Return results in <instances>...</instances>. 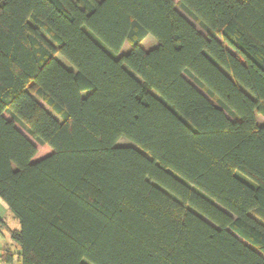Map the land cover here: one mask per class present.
Wrapping results in <instances>:
<instances>
[{
  "label": "trees",
  "instance_id": "obj_1",
  "mask_svg": "<svg viewBox=\"0 0 264 264\" xmlns=\"http://www.w3.org/2000/svg\"><path fill=\"white\" fill-rule=\"evenodd\" d=\"M257 113L264 0H0L19 264H264Z\"/></svg>",
  "mask_w": 264,
  "mask_h": 264
},
{
  "label": "rangeland",
  "instance_id": "obj_2",
  "mask_svg": "<svg viewBox=\"0 0 264 264\" xmlns=\"http://www.w3.org/2000/svg\"><path fill=\"white\" fill-rule=\"evenodd\" d=\"M183 13V12H182ZM184 14V13H183ZM185 15V14H184ZM187 18L197 27V29L199 31H201L202 33L203 30L200 28V26H198V24H196V22H194L191 18H189L187 16ZM152 44H154V38L151 36V35H148V37H146L144 40H143V48H151ZM128 45L125 43L124 46L122 47V49L120 50V53H124L128 50ZM56 57L58 58V60L68 66L69 68H71V65L68 64L65 59L60 55V54H57ZM204 94L205 91L202 89V88H199ZM207 95V94H206ZM208 96V95H207ZM211 99V98H210ZM212 100V99H211ZM42 105L45 106V104L42 102V101H39ZM46 107V106H45ZM256 120H257V123L258 124H264V117L260 114H256ZM17 127L26 135L28 136L36 145V148H37V154L35 156V159L37 158H41L45 155H47L48 153H50V149L49 147H47L46 145H41L39 143H37L35 140H33L30 135L26 132V130H24L20 125H17ZM117 145H132V143L127 140L126 138H120L118 141H117ZM10 212L11 214V211L9 210V208L7 207V205L4 203V201L0 198V221H3L7 227H14L12 225H14V222L18 225L19 227V222L18 220L13 216V220L11 219L10 215L7 216L6 215V212ZM7 229L6 227H3L0 225V243H3L4 241H8L10 240V238L7 236ZM87 263H89L88 261H86ZM19 263V260H17V258L15 257L14 260H13V264H18ZM90 264V263H89Z\"/></svg>",
  "mask_w": 264,
  "mask_h": 264
},
{
  "label": "crops",
  "instance_id": "obj_3",
  "mask_svg": "<svg viewBox=\"0 0 264 264\" xmlns=\"http://www.w3.org/2000/svg\"><path fill=\"white\" fill-rule=\"evenodd\" d=\"M146 37H148V36H146ZM145 37V38H146ZM144 38V39H145ZM143 39V40H144ZM143 40H142V46H143ZM125 44V43H124ZM156 45V41L154 40V44H152L151 46L153 47V46H155ZM124 46V45H123ZM122 46V47H123ZM150 48V47H149ZM149 48H146L145 47V49H149ZM122 49V48H121ZM66 66V65H65ZM68 67V66H67ZM201 91V90H200ZM202 92V91H201ZM28 137V136H27ZM29 138V137H28ZM30 139V138H29ZM8 207V206H7ZM10 210V209H9ZM6 215L7 216H9L10 215V217H11V219L13 220V216H11V215H13L12 214V212H11V214H10V212H6ZM0 225L1 226H3V227H6V229H7V236L10 238V240H8V241H4L3 243H0V264H13V260H14V258L16 257L17 258V260H19V258H18V256H19V246H18V244H16L12 239H11V237H10V233H9V230H16V229H19V227H18V225L14 222V225H12V226H14L13 228L12 227H7V225L3 222V221H0ZM8 250H10V252L13 254L12 255V259H11V261H7V260H5L4 259V257H5V255H6V251H8ZM19 264V263H18Z\"/></svg>",
  "mask_w": 264,
  "mask_h": 264
}]
</instances>
